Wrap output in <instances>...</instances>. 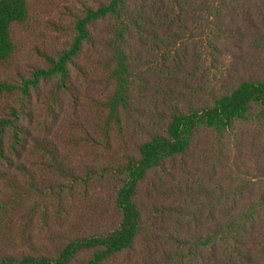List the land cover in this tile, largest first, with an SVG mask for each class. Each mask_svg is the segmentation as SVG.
Wrapping results in <instances>:
<instances>
[{"label":"trees","instance_id":"obj_1","mask_svg":"<svg viewBox=\"0 0 264 264\" xmlns=\"http://www.w3.org/2000/svg\"><path fill=\"white\" fill-rule=\"evenodd\" d=\"M51 13L0 78V264H264V0H0V73Z\"/></svg>","mask_w":264,"mask_h":264},{"label":"rangeland","instance_id":"obj_2","mask_svg":"<svg viewBox=\"0 0 264 264\" xmlns=\"http://www.w3.org/2000/svg\"><path fill=\"white\" fill-rule=\"evenodd\" d=\"M51 18L56 19L53 13L49 16L47 14L42 21V28L44 29L42 37L21 38L19 60L12 69L0 73L1 79L16 80L20 75L27 74L32 67L42 64L45 53H51L60 47L61 42L57 39V29L50 22Z\"/></svg>","mask_w":264,"mask_h":264}]
</instances>
